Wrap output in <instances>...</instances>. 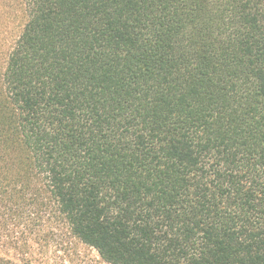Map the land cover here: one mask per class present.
Returning <instances> with one entry per match:
<instances>
[{"label":"trees","instance_id":"1","mask_svg":"<svg viewBox=\"0 0 264 264\" xmlns=\"http://www.w3.org/2000/svg\"><path fill=\"white\" fill-rule=\"evenodd\" d=\"M24 3L0 69V228L37 181L108 264H264V0ZM16 234L0 264H35Z\"/></svg>","mask_w":264,"mask_h":264},{"label":"rangeland","instance_id":"2","mask_svg":"<svg viewBox=\"0 0 264 264\" xmlns=\"http://www.w3.org/2000/svg\"><path fill=\"white\" fill-rule=\"evenodd\" d=\"M25 22L24 0H0V69L3 68L4 58L20 35ZM27 188V197L33 199L31 202L34 204L26 202L24 210L29 211L18 220L20 227H15L16 224L10 219L5 221L4 229L0 228V246L6 244L11 233L17 231L19 234L15 236L18 237L22 236V231L28 229L29 232L32 230L27 238L32 240L29 244L35 251V264H108L96 249L73 237L63 220L52 216L48 194L44 192L36 197L39 189L37 181ZM0 210L1 218L7 211L1 202ZM31 213L32 217L29 216Z\"/></svg>","mask_w":264,"mask_h":264}]
</instances>
